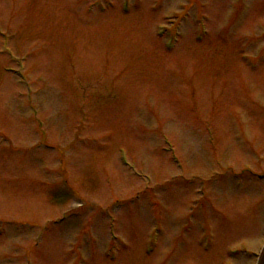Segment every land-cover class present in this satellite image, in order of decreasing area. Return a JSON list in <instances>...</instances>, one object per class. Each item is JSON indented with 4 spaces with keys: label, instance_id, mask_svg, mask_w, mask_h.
<instances>
[{
    "label": "rangeland",
    "instance_id": "374dc122",
    "mask_svg": "<svg viewBox=\"0 0 264 264\" xmlns=\"http://www.w3.org/2000/svg\"><path fill=\"white\" fill-rule=\"evenodd\" d=\"M263 243L264 0H0V264Z\"/></svg>",
    "mask_w": 264,
    "mask_h": 264
},
{
    "label": "water",
    "instance_id": "95a60500",
    "mask_svg": "<svg viewBox=\"0 0 264 264\" xmlns=\"http://www.w3.org/2000/svg\"><path fill=\"white\" fill-rule=\"evenodd\" d=\"M259 264H264V252L260 258Z\"/></svg>",
    "mask_w": 264,
    "mask_h": 264
}]
</instances>
